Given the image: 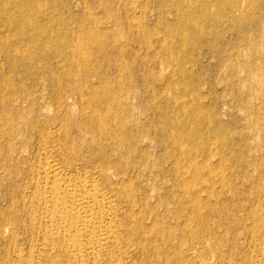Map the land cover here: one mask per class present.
I'll list each match as a JSON object with an SVG mask.
<instances>
[{
    "label": "rangeland",
    "instance_id": "obj_1",
    "mask_svg": "<svg viewBox=\"0 0 264 264\" xmlns=\"http://www.w3.org/2000/svg\"><path fill=\"white\" fill-rule=\"evenodd\" d=\"M9 1L0 264H74L79 234L55 217L49 236L48 197L83 180L107 195L98 218L112 225L85 264L263 262L264 0ZM45 155L58 181H44Z\"/></svg>",
    "mask_w": 264,
    "mask_h": 264
},
{
    "label": "bare ground",
    "instance_id": "obj_2",
    "mask_svg": "<svg viewBox=\"0 0 264 264\" xmlns=\"http://www.w3.org/2000/svg\"><path fill=\"white\" fill-rule=\"evenodd\" d=\"M16 1H21V0H16ZM35 0H31V2H34ZM5 2H9L8 4H6V6H8V5H10L11 4V2L8 0H5ZM26 7H28V8H30V9H34V4H30V3H28L27 5H25ZM244 9V8H243ZM2 10V9H1ZM201 10V9H200ZM199 12V11H198ZM19 13V12H18ZM197 13V12H196ZM22 19V18H21ZM258 21V20H257ZM28 23H29V21H28ZM257 23V22H256ZM202 30H203V28H202ZM44 31V30H43ZM53 35V34H52ZM82 37V36H81ZM43 40V39H42ZM79 41V40H78ZM81 42L82 41H80V43L79 44H81ZM85 43V42H84ZM83 44V43H82ZM75 46H76V44H75ZM81 46V45H80ZM99 47H101L100 45H99ZM84 48V45L82 46V50H84L83 49ZM67 49V48H66ZM76 52H81V50L79 49V47H76ZM80 55V54H79ZM78 55V56H79ZM109 106V105H108ZM104 107V106H103ZM107 109H108V107H107ZM112 109V108H111ZM116 110V109H115ZM98 112V111H97ZM100 113V112H99ZM101 114V113H100ZM99 114V115H100ZM108 115V114H107ZM95 117V116H94ZM115 117V116H114ZM96 119V118H95ZM99 119L101 120V118H100V116H99ZM98 118H97V120H99ZM108 120H109V118H108ZM114 120H115V118H114ZM116 120H117V118H116ZM104 122V121H103ZM102 122V123H103ZM106 123V122H105ZM104 123V124H105ZM107 124V123H106ZM110 124V123H109ZM112 124V123H111ZM122 124V123H121ZM116 125V124H115ZM100 126H101V124H100ZM121 126V125H120ZM125 126V125H124ZM97 127H98V125H97ZM96 127V128H97ZM104 127H105V125H104ZM95 128V129H96ZM100 129H102L101 127H99ZM116 128H118V127H116ZM119 130V129H118ZM101 132V131H100ZM123 132V131H122ZM122 132H120V133H122ZM123 135V134H122ZM118 141H120V140H118ZM125 143V142H124ZM183 143V142H182ZM215 144V143H214ZM123 145V144H122ZM187 145V144H186ZM183 146V145H182ZM186 147V146H185ZM183 148V147H182ZM214 148V147H213ZM212 148V149H213ZM46 151V150H45ZM49 152V151H48ZM48 152H47V154H48ZM50 153V152H49ZM43 154H45V153H43ZM51 154H52V152H51ZM51 154H50V156H51ZM44 157V156H43ZM45 157H49V156H47V155H45ZM51 157H49V158H46V162H47V164H46V167H45V169H44V172L43 173H45L44 174V176L43 177H45L46 176V180L44 179V181H47V179H48V181L51 179V178H55L56 180H57V178L59 177L60 178V169L61 168H58V166L57 165H53V162L51 163V161L49 160ZM53 159V158H52ZM63 171V170H62ZM63 173V172H62ZM189 175V174H188ZM184 176V175H183ZM186 176V175H185ZM222 176H223V174H222ZM186 177H188V176H186ZM215 177V176H214ZM223 178V177H222ZM221 178V179H222ZM54 179V180H55ZM188 179V178H187ZM191 179H192V176H191ZM52 180V179H51ZM53 180V181H54ZM59 180V179H58ZM57 180V181H58ZM85 180H87V179H85ZM185 180H186V178H185ZM213 180H215V179H213ZM56 181V182H57ZM60 182V181H59ZM59 182H57V186L54 188V196L52 195L53 194V191H52V194H50V195H52V196H50V197H48V199L49 198H53L54 197V199H55V201H56V203L58 204V205H55L54 203V205H55V207H53L52 205L51 206H49V204H50V202H49V204L47 203V201H46V199H45V197H43L44 199H45V201L44 200H40L39 201V203H42L43 201L44 202H46L47 204H48V206L49 207H51V209L49 208L48 209V207H47V210H49L48 212H49V217L51 218V219H49V221L48 222H50L49 224H50V231L47 229V231H48V233H50L49 234V236H54L53 234L55 233L54 231L56 230H58L59 232L61 231V232H63V235L64 236H71L72 235V233H73V230L74 231H76L77 232V234H79V236L77 235V239H76V237H75V241L73 240V241H71L70 239H72V238H70V237H68V239H69V241H70V243H71V245H70V243H69V247L71 248V261L74 263V264H85L86 263V254L87 253H93L94 255H98L100 252H101V250L103 249V245L105 244L104 242H106L107 240H109L110 238H111V234H112V225L110 226L108 223H103V222H101V221H103L102 219L100 220L99 218H103L104 219V217L105 216H103L104 215V212H105V209L102 211V206L105 204V202L108 200V197H107V195L106 194H104V193H101L100 192V188L98 189V186L97 185H95L96 183H90V185L88 184V182H86V181H84L83 180V182L80 184V187L79 186H76L77 185V183H75V184H73V185H75L76 187H74L71 183L70 184H68V185H63L62 184V182H60L61 184V186L63 185L64 187H63V189H62V187H60L59 186ZM222 183H223V181H221ZM227 182V181H226ZM48 184V182H45V184ZM208 183V182H207ZM212 183H213V181H212ZM49 184H51V181H50V183ZM53 184H51V186L53 185ZM226 183H224V185H225ZM54 185L52 186V187H54ZM212 188V187H211ZM222 188H224V187H222ZM53 188H51V190H52ZM131 189V188H130ZM192 189V188H191ZM189 190V189H188ZM235 190V189H234ZM187 191V190H186ZM191 191V190H190ZM228 191V190H227ZM226 191V192H227ZM230 191V190H229ZM234 192V191H233ZM187 193V192H186ZM190 193H192V192H189V194ZM232 193V192H231ZM236 193V192H235ZM134 194V193H133ZM188 194V193H187ZM188 194V195H189ZM234 194V193H233ZM191 195V194H190ZM209 195L211 196V194L209 193ZM135 196V195H134ZM235 196V198H236V195H234ZM130 197V196H129ZM132 197V196H131ZM215 197V196H214ZM42 198V199H43ZM51 198V199H52ZM134 198V197H133ZM195 198H197V197H194V200H195ZM199 196H198V200H199ZM209 198V197H208ZM219 198H220V196H219ZM218 198V199H219ZM234 198V199H235ZM47 199V200H48ZM201 199V198H200ZM50 200V199H49ZM64 201V204L62 205L61 203ZM202 200V199H201ZM209 200V199H208ZM211 200V199H210ZM54 201V200H53ZM212 201V200H211ZM211 201H210V204H211ZM222 201V200H221ZM199 202V201H198ZM107 203H108V201H107ZM106 203V204H107ZM43 204V203H42ZM45 204V203H44ZM43 204V206H45ZM59 204L61 205V207H58L59 206ZM105 204V205H106ZM110 204V203H109ZM219 204V203H218ZM208 206H209V204H208ZM207 206V209L209 208ZM216 206V205H215ZM53 207V208H52ZM109 208H110V206H109ZM112 208V207H111ZM184 208V207H183ZM42 209V208H41ZM43 209H44V207H43ZM202 209V208H201ZM210 210L211 209H213V207H210L209 208ZM112 210H113V208H112ZM256 210V209H255ZM254 210V212H256ZM107 211V210H106ZM198 211V210H197ZM251 211V210H250ZM46 212V211H45ZM47 212V213H48ZM110 212V211H109ZM109 212L107 213L106 212V214H109ZM212 212V211H211ZM98 213H100V214H98ZM113 213V212H112ZM192 213V212H191ZM212 213H214V212H212ZM251 213V212H250ZM250 213H249V215H250ZM253 213V212H252ZM73 214H76V215H73ZM110 215H111V213H110ZM110 215H108V216H110ZM202 215V214H201ZM253 215V214H252ZM256 215V214H255ZM255 215H254V218H255ZM47 216V214L45 215V217ZM98 216H100L99 218H98ZM261 216V215H260ZM55 217H60L59 219H60V221H61V219L64 221V222H62L60 225H58V222L57 223H55L56 222V220H54L53 218H55ZM111 217V216H110ZM258 217H259V215H258ZM257 217V218H258ZM48 218V217H47ZM70 218V219H69ZM189 218H190V216H189ZM201 218V217H200ZM57 219V218H56ZM71 219H72V221H71ZM73 219H75V220H73ZM100 220V222H97V220ZM253 219V218H252ZM105 220V219H104ZM111 220H112V218H111ZM260 220V219H259ZM194 221V220H193ZM253 222H254V219L252 220ZM263 222V220H262V218H261V220H260V222ZM244 222H246V221H244ZM255 222H257V221H255ZM60 223V222H59ZM236 223V222H235ZM249 223H250V221H249ZM252 223V222H251ZM55 224H57L58 225V229H56V226H55ZM113 224V223H112ZM246 224V223H245ZM255 224V223H254ZM52 225V226H51ZM189 225V224H188ZM240 225V224H239ZM238 225V226H239ZM244 225V224H243ZM251 225V224H250ZM259 225V224H258ZM55 226V227H54ZM205 226V225H204ZM242 226V225H241ZM255 226V225H254ZM260 226V225H259ZM259 226H257V227H259ZM253 226L251 225V228H250V226H249V228H250V230L252 229L253 230V228L256 230V228L255 227H253ZM262 228H263V226H261ZM142 228V227H141ZM140 228V229H141ZM242 229H243V227H242ZM138 230V229H137ZM247 231V230H246ZM254 231V230H253ZM58 232V233H59ZM61 232H60V235H62L61 234ZM151 232V231H150ZM258 232V231H257ZM257 232H255V237H256V235L258 234ZM260 232V231H259ZM140 233V232H139ZM261 233V232H260ZM56 234V233H55ZM75 234V236H76V233L74 232L73 233V235ZM59 235V234H58ZM149 235V234H148ZM185 235V234H184ZM253 235V234H252ZM264 235V234H263ZM263 235H261V236H263ZM47 236V235H46ZM64 236H62V237H64ZM215 236V235H214ZM73 237V236H72ZM78 237H80V238H78ZM86 237V239L84 240V238ZM253 237V236H252ZM259 237H260V234H259ZM264 237V236H263ZM261 238V237H260ZM48 239V238H47ZM52 239H53V237H52ZM66 239V238H65ZM74 239V238H73ZM264 239V238H263ZM49 240V239H48ZM67 240V239H66ZM255 240V239H254ZM258 242H259V239L257 240ZM46 242V241H45ZM48 242V241H47ZM256 242V241H255ZM50 243V242H49ZM47 244V243H46ZM260 244V243H259ZM261 244H263L262 243V241H261ZM142 246V245H141ZM45 247V246H44ZM50 247V246H49ZM47 248H45V250H46ZM159 249V248H158ZM43 250V249H42ZM45 250H43V251H45ZM159 252V251H158ZM263 252H264V250H263ZM102 253V252H101ZM261 253V252H260ZM259 254V253H258ZM257 254V255H258ZM262 254H264V253H262ZM263 257H264V255H262ZM258 259V258H257ZM262 260V259H261ZM260 261V260H259ZM212 262V261H211ZM255 262H258V261H255ZM264 262V261H263ZM263 262H260V264H264ZM206 264H208V263H206ZM214 264V263H213ZM251 264H254V262L252 263L251 262ZM256 264V263H255Z\"/></svg>",
    "mask_w": 264,
    "mask_h": 264
}]
</instances>
